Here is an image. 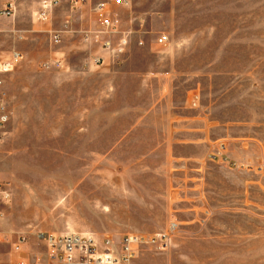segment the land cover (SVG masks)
I'll list each match as a JSON object with an SVG mask.
<instances>
[{
    "label": "rangeland",
    "instance_id": "obj_1",
    "mask_svg": "<svg viewBox=\"0 0 264 264\" xmlns=\"http://www.w3.org/2000/svg\"><path fill=\"white\" fill-rule=\"evenodd\" d=\"M110 9L130 34L123 60L98 64L82 44L50 56L45 39L42 55L0 74L12 243L29 236L38 257L40 233H169L133 264H264V0Z\"/></svg>",
    "mask_w": 264,
    "mask_h": 264
},
{
    "label": "built area",
    "instance_id": "obj_2",
    "mask_svg": "<svg viewBox=\"0 0 264 264\" xmlns=\"http://www.w3.org/2000/svg\"><path fill=\"white\" fill-rule=\"evenodd\" d=\"M131 0H111L114 7H126ZM87 2V0H69L72 11H78ZM61 5V0H42L41 8L35 15L39 22L50 20L52 11ZM16 4L9 1L0 9V17L15 18ZM92 12L95 14L98 22L95 28L84 29L81 32L83 40L86 42L98 43L101 48L109 53L110 58H119L125 51L128 44V32L121 31L115 15L106 3H97L92 6ZM167 36H161L158 39L160 44L167 42ZM52 42L55 45L61 43L60 32L52 34ZM22 59L19 52L13 53V59L4 64V72L11 71L15 65ZM103 58H98L96 63H102ZM64 63L63 58H57L42 64L43 68L61 67ZM3 81L0 79V88ZM6 93L2 92L0 100V128L9 119L5 101ZM1 143V138H0ZM0 194L5 200L10 198V192L7 189L0 188ZM37 238L44 243L46 247L45 260L49 264H133L137 253L143 244L160 243L166 247L170 242L169 233L159 234L154 238L148 239L135 233H129L115 239L106 237L102 241L91 235L62 233V234H45L40 233ZM29 243V236H18L14 242V250L20 252ZM43 256H34L33 258L24 259L17 264H42Z\"/></svg>",
    "mask_w": 264,
    "mask_h": 264
},
{
    "label": "crops",
    "instance_id": "obj_3",
    "mask_svg": "<svg viewBox=\"0 0 264 264\" xmlns=\"http://www.w3.org/2000/svg\"><path fill=\"white\" fill-rule=\"evenodd\" d=\"M9 1L16 4L17 12L15 18L0 17V74L8 73L6 74L7 76H12L11 73L19 69L17 67L15 70L2 71L4 64L13 59L14 52H19L22 55L21 62L18 61L19 64L35 60L36 54L42 55L45 39L49 40L50 56L60 53L62 55H70L72 52L80 51L82 44L85 49L91 50L93 58L101 57L104 59V63L111 60L109 53L100 47L93 46L90 42L84 41L80 32L84 29H89L88 26L95 22L92 6L97 3H106L112 7L111 0H109L110 2L108 0H87L78 11H72L69 0H61V5L52 11L50 20L47 22H39L35 18L41 8L42 0H0V9ZM66 22H68L67 27L65 26ZM54 32H60L61 45L59 47H56L58 45H53L52 34ZM129 35L125 53L119 57L121 60L126 57L129 49L131 40ZM73 38L82 39L83 41H77L70 46L65 45L67 41ZM0 79L3 81V86L0 88V100L2 92H5V101L7 103L9 102V94L1 76ZM5 205L6 201L0 194V264H17L21 260L35 256L36 250L33 247L36 242L34 239L31 241L29 238V243L22 251L17 252L14 250V244L11 241L13 228L9 224L10 213L6 211ZM43 257L47 258L45 253Z\"/></svg>",
    "mask_w": 264,
    "mask_h": 264
}]
</instances>
